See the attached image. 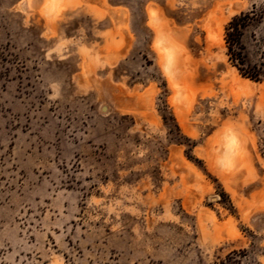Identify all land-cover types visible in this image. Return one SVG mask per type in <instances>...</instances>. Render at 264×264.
Masks as SVG:
<instances>
[{
  "label": "rangeland",
  "instance_id": "obj_1",
  "mask_svg": "<svg viewBox=\"0 0 264 264\" xmlns=\"http://www.w3.org/2000/svg\"><path fill=\"white\" fill-rule=\"evenodd\" d=\"M222 263L264 264V0H0V264Z\"/></svg>",
  "mask_w": 264,
  "mask_h": 264
},
{
  "label": "trees",
  "instance_id": "obj_2",
  "mask_svg": "<svg viewBox=\"0 0 264 264\" xmlns=\"http://www.w3.org/2000/svg\"><path fill=\"white\" fill-rule=\"evenodd\" d=\"M250 14H242L239 17H235L227 28L226 40L228 44V55L230 60L235 64L238 70L244 77L251 78L252 80H258L260 75L258 72H252L244 70L245 58L241 48L242 30L247 24L253 20ZM245 71V73H244ZM224 264V263H222Z\"/></svg>",
  "mask_w": 264,
  "mask_h": 264
},
{
  "label": "bare ground",
  "instance_id": "obj_3",
  "mask_svg": "<svg viewBox=\"0 0 264 264\" xmlns=\"http://www.w3.org/2000/svg\"><path fill=\"white\" fill-rule=\"evenodd\" d=\"M153 14V13H152ZM215 37H216V39H218V40H221V33H220V29L217 31V33H216V35H215ZM173 54V53H172ZM168 55V54H167ZM167 58H169V56L167 57ZM166 69H168V68H166ZM167 71V70H166ZM167 77L169 78V81L171 82V83H173V77L171 76V75H167ZM229 145H231L232 144V141H231V139H229V141L227 142Z\"/></svg>",
  "mask_w": 264,
  "mask_h": 264
}]
</instances>
